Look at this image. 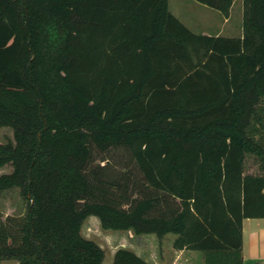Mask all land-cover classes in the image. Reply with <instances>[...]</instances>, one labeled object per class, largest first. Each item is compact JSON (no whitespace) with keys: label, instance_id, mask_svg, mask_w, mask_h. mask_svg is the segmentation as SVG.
Listing matches in <instances>:
<instances>
[{"label":"trees","instance_id":"16d2710c","mask_svg":"<svg viewBox=\"0 0 264 264\" xmlns=\"http://www.w3.org/2000/svg\"><path fill=\"white\" fill-rule=\"evenodd\" d=\"M0 127V194L26 203L0 214V260L102 264L95 215L242 264V221L264 217V0H243L241 36L193 32L168 0H0Z\"/></svg>","mask_w":264,"mask_h":264},{"label":"rangeland","instance_id":"374dc122","mask_svg":"<svg viewBox=\"0 0 264 264\" xmlns=\"http://www.w3.org/2000/svg\"><path fill=\"white\" fill-rule=\"evenodd\" d=\"M168 2L170 11L193 32L215 35L220 30V35L223 36H238L242 32L243 13L240 11L241 0L235 1L230 18L225 22H223L225 17L219 10L196 0H168ZM9 138H12V130L9 127H0V141H6ZM105 155L109 161H101V163H108L114 166L112 170L114 174L121 171L125 161L128 159V153L123 148L111 149ZM249 160L253 162L252 158ZM256 167V165L249 164L248 168L252 170L256 169ZM8 168L10 167H1L0 173L8 171ZM25 211L26 203L17 189L0 194V214L2 219H5L7 216H22ZM82 234L95 240L104 248L105 257L102 264H110L113 254L118 248H129L135 252L138 250L142 251V248H144L143 238L138 236L139 234L137 235L131 230L104 229L95 215L87 217L82 225ZM147 238L145 241H150ZM169 248V244L166 243L165 247L161 246L160 249L161 252L165 253L169 252ZM165 256L167 257L169 254L165 253ZM0 264H18V262L15 259H2L0 260Z\"/></svg>","mask_w":264,"mask_h":264},{"label":"crops","instance_id":"0c3cea01","mask_svg":"<svg viewBox=\"0 0 264 264\" xmlns=\"http://www.w3.org/2000/svg\"><path fill=\"white\" fill-rule=\"evenodd\" d=\"M232 4L228 17H225L223 22L230 18L231 11L235 5ZM240 11L243 13V0H241ZM176 16V15H175ZM243 19V18H242ZM210 34V33H206ZM215 35H220L218 30ZM242 32L240 35L241 36ZM243 245H242V264H264V217H247L242 221ZM143 238V246L141 250L134 251L139 256L153 264H203V254L199 250L194 249H175L172 246L173 240L176 237L173 233L166 234L162 239H159L153 233L139 234ZM150 241H145L146 238ZM147 238V239H148ZM169 244V256L161 252V246ZM147 246V248H146ZM154 247V248H151ZM132 250V249H131ZM153 250V251H152ZM152 251V252H151ZM171 251V252H170Z\"/></svg>","mask_w":264,"mask_h":264}]
</instances>
